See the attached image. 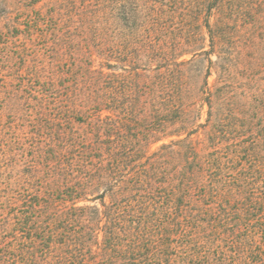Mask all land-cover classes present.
Wrapping results in <instances>:
<instances>
[{
    "label": "trees",
    "instance_id": "obj_1",
    "mask_svg": "<svg viewBox=\"0 0 264 264\" xmlns=\"http://www.w3.org/2000/svg\"><path fill=\"white\" fill-rule=\"evenodd\" d=\"M0 264H264V0H0Z\"/></svg>",
    "mask_w": 264,
    "mask_h": 264
},
{
    "label": "rangeland",
    "instance_id": "obj_2",
    "mask_svg": "<svg viewBox=\"0 0 264 264\" xmlns=\"http://www.w3.org/2000/svg\"><path fill=\"white\" fill-rule=\"evenodd\" d=\"M205 117V116H204ZM155 148V147H154Z\"/></svg>",
    "mask_w": 264,
    "mask_h": 264
}]
</instances>
